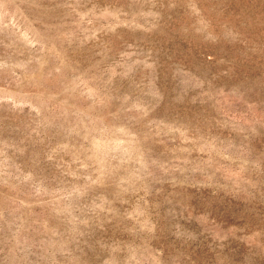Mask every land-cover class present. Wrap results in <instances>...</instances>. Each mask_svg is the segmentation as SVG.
<instances>
[{
    "label": "rangeland",
    "instance_id": "1",
    "mask_svg": "<svg viewBox=\"0 0 264 264\" xmlns=\"http://www.w3.org/2000/svg\"><path fill=\"white\" fill-rule=\"evenodd\" d=\"M0 264H264V0H0Z\"/></svg>",
    "mask_w": 264,
    "mask_h": 264
}]
</instances>
